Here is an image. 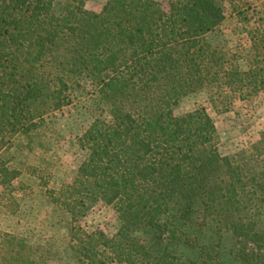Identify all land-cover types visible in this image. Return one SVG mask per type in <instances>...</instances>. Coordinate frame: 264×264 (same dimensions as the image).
Listing matches in <instances>:
<instances>
[{
  "label": "trees",
  "instance_id": "trees-1",
  "mask_svg": "<svg viewBox=\"0 0 264 264\" xmlns=\"http://www.w3.org/2000/svg\"><path fill=\"white\" fill-rule=\"evenodd\" d=\"M230 0H0V206H16L19 172L3 154L47 115L79 103L91 123L69 184L49 192L70 216L75 264H207L219 241L179 249L205 232L235 238L236 264H264V131L220 155L202 106L175 115L186 96L210 101L264 97V26L247 29L250 52L207 35ZM242 20H246L245 18ZM113 206L111 236L78 225L96 204ZM197 219V220H196ZM38 249L0 232V264H44Z\"/></svg>",
  "mask_w": 264,
  "mask_h": 264
},
{
  "label": "rangeland",
  "instance_id": "rangeland-1",
  "mask_svg": "<svg viewBox=\"0 0 264 264\" xmlns=\"http://www.w3.org/2000/svg\"><path fill=\"white\" fill-rule=\"evenodd\" d=\"M65 0H53L59 12ZM89 10L99 11L107 0H79ZM165 4L167 0H158ZM226 19L207 39L212 44L225 41L230 47H242L250 52L247 29L264 26V0H230L225 3ZM246 19L245 21L242 19ZM202 106L211 117L217 130V148L222 156H231L248 148L264 131V97L248 101H210L207 91L201 90L184 97L174 108L175 115L191 112ZM91 123L79 103L50 113L39 128L29 137L17 140L3 154L9 167L20 174L15 182L16 206H0V232L17 235L39 250L44 264H75L70 245L69 213L51 203L49 192L62 184H69L85 157L77 147V137ZM0 191L3 188L0 186ZM197 220V219H196ZM81 229L92 233L97 230L111 236L119 227L113 206L96 204L79 220ZM218 242V255L207 264H236L235 238L226 233L220 239L205 232L195 243L182 246L179 253L185 259H202L198 246Z\"/></svg>",
  "mask_w": 264,
  "mask_h": 264
}]
</instances>
